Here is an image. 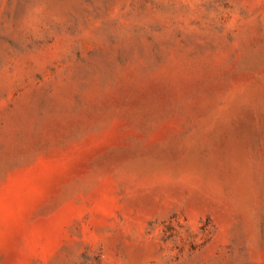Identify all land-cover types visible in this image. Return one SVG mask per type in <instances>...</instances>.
Returning <instances> with one entry per match:
<instances>
[{
    "label": "rangeland",
    "instance_id": "obj_1",
    "mask_svg": "<svg viewBox=\"0 0 264 264\" xmlns=\"http://www.w3.org/2000/svg\"><path fill=\"white\" fill-rule=\"evenodd\" d=\"M0 264H264V0H0Z\"/></svg>",
    "mask_w": 264,
    "mask_h": 264
}]
</instances>
